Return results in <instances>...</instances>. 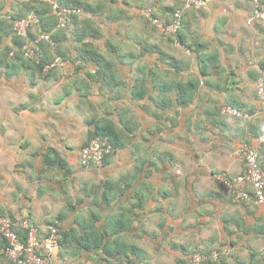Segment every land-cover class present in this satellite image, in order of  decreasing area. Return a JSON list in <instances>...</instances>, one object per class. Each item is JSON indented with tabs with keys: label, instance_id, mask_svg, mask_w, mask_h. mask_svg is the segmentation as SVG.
I'll list each match as a JSON object with an SVG mask.
<instances>
[{
	"label": "clouds",
	"instance_id": "obj_1",
	"mask_svg": "<svg viewBox=\"0 0 264 264\" xmlns=\"http://www.w3.org/2000/svg\"><path fill=\"white\" fill-rule=\"evenodd\" d=\"M0 264H264V0H0Z\"/></svg>",
	"mask_w": 264,
	"mask_h": 264
}]
</instances>
